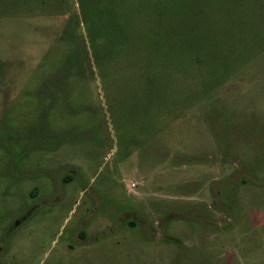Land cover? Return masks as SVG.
<instances>
[{"label":"rangeland","instance_id":"obj_1","mask_svg":"<svg viewBox=\"0 0 264 264\" xmlns=\"http://www.w3.org/2000/svg\"><path fill=\"white\" fill-rule=\"evenodd\" d=\"M0 264H264V0H0Z\"/></svg>","mask_w":264,"mask_h":264}]
</instances>
